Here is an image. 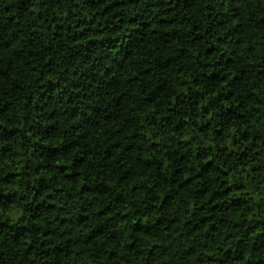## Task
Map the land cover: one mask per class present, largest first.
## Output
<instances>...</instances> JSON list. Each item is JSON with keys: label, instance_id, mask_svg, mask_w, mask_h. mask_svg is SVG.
Here are the masks:
<instances>
[{"label": "clouds", "instance_id": "clouds-1", "mask_svg": "<svg viewBox=\"0 0 264 264\" xmlns=\"http://www.w3.org/2000/svg\"><path fill=\"white\" fill-rule=\"evenodd\" d=\"M0 264H264V0H0Z\"/></svg>", "mask_w": 264, "mask_h": 264}, {"label": "trees", "instance_id": "trees-1", "mask_svg": "<svg viewBox=\"0 0 264 264\" xmlns=\"http://www.w3.org/2000/svg\"><path fill=\"white\" fill-rule=\"evenodd\" d=\"M161 19H163V17H161Z\"/></svg>", "mask_w": 264, "mask_h": 264}]
</instances>
